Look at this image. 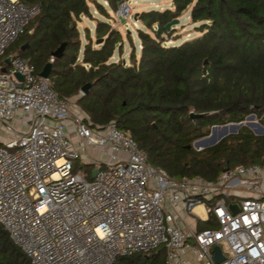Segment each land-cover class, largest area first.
Returning <instances> with one entry per match:
<instances>
[{
	"label": "built area",
	"instance_id": "2783aa9c",
	"mask_svg": "<svg viewBox=\"0 0 264 264\" xmlns=\"http://www.w3.org/2000/svg\"><path fill=\"white\" fill-rule=\"evenodd\" d=\"M39 11L0 0V223L31 263L115 264L164 248L166 264H264V165L227 168L214 182L173 178L116 125L90 126L29 60L15 56L2 72ZM131 11L125 0L117 18ZM197 206L215 228L188 223Z\"/></svg>",
	"mask_w": 264,
	"mask_h": 264
},
{
	"label": "trees",
	"instance_id": "16d2710c",
	"mask_svg": "<svg viewBox=\"0 0 264 264\" xmlns=\"http://www.w3.org/2000/svg\"><path fill=\"white\" fill-rule=\"evenodd\" d=\"M18 1L40 11L5 58L29 60L37 75L53 60L49 84L60 98L75 101L90 126L116 125L151 164L176 179L214 182L226 168L264 165V136L245 127L202 151L192 148L214 126L238 124L250 115L264 118V0H168L173 9L142 12L138 19L146 30L137 32L139 55L128 36L129 63L113 60L116 52L124 54L112 21L125 0ZM90 4L102 19L96 20ZM189 7L200 36L168 45L173 29L165 26ZM84 18L96 21V41L88 35L83 46L78 25ZM63 44L62 57L54 58ZM87 84L90 91L81 97ZM190 112L212 115L191 119ZM196 223L197 230L215 228L209 218ZM0 264H32L1 223ZM115 264H166V252L123 256Z\"/></svg>",
	"mask_w": 264,
	"mask_h": 264
},
{
	"label": "rangeland",
	"instance_id": "374dc122",
	"mask_svg": "<svg viewBox=\"0 0 264 264\" xmlns=\"http://www.w3.org/2000/svg\"><path fill=\"white\" fill-rule=\"evenodd\" d=\"M102 2V1H100ZM105 4V3H104ZM128 4L131 6V14L132 17L130 19H128L127 21L125 19H118L117 15L114 14V19L112 21L113 27L117 30L120 31L122 38L124 40V54L123 57L118 56L117 52L115 54L114 57H117L116 59L113 58V60L119 61L120 59L124 58L125 60H127L129 62V58H130V53H131V44L128 40V36L131 35L132 39H133V43L136 47L137 50V54L139 55L140 53V42L137 36V32L139 29H145L142 21H140L138 19L139 14H141L142 12H147L150 10H160V11H164L166 9H173V3L171 1L168 0H128ZM91 8H92V12L94 14V16H96V20L97 19H102V17L98 14V12L95 10L93 4H90ZM108 6V5H105ZM189 12H190V7L185 10L181 16H179L177 19L179 20V23L175 26H173V40L168 41L167 44L168 45H179L182 42L186 41V40H190L193 38H196L198 36H200V34L196 31V27L198 26L197 24H192L190 19H189ZM137 16V19L135 21V17ZM84 23L87 24L88 28H90L92 34H95V22L94 21H90L88 19H83ZM79 30L81 33V38L84 40L85 39V35H86V31L84 29V26L82 23H80L79 25ZM150 33L153 35V32L150 31ZM165 38L168 39V36L165 35ZM94 42L96 41L95 38H93ZM85 43H83L84 45ZM72 103V109L76 112H81L80 108L76 105L75 101H70ZM249 117V116H248ZM246 118L245 121L243 122L242 127H245L246 129H248L252 134H254L255 136H260L258 135L255 131L259 128L264 129V118L262 120H259L257 118H253V119H249ZM229 127V124L227 125ZM222 127L223 126H217V128L215 129V132L213 131V129L211 128L209 131V135L200 139V140H204L207 139L210 140L211 138L216 139L215 144H217L220 140H222L223 138H227L230 135V132H227L226 135L221 136L220 138V133L222 131ZM239 131V130H238ZM237 131V132H238ZM197 140V141H200ZM193 142L192 144V148L195 151H202L206 148H209L213 145H208V147H204V146H195V143L197 142ZM94 157L96 158H103L102 154L98 151H91L90 152ZM193 214L194 216L202 221L207 220L208 218V214L206 212V209L203 206H197L194 208L193 210Z\"/></svg>",
	"mask_w": 264,
	"mask_h": 264
},
{
	"label": "water",
	"instance_id": "95a60500",
	"mask_svg": "<svg viewBox=\"0 0 264 264\" xmlns=\"http://www.w3.org/2000/svg\"><path fill=\"white\" fill-rule=\"evenodd\" d=\"M136 19H137V16L135 17V20H136ZM178 23H179V20H178V19H174L173 21H171L170 23H168V24L165 26V30H166L167 32H170V31L173 29V26L177 25ZM157 31H158L159 34H162V33H163V30H162V28H161L160 26L157 27ZM101 41H102V40H99V41H98V44H100ZM26 47H27V45L24 46L23 50H24ZM65 47H66V44H63V45H62V46H61V47H60V48H59V49L53 54V57H54V58H61L62 55H63V53H64ZM12 59H13V56H9V57H7V58L5 59V61H4L5 66L3 67L2 72L5 73V72L7 71V67H9V66L11 65ZM124 63H125V61H124ZM52 69H53V63L50 62V63H48V64L44 67V69L42 70V72L39 74L40 78L45 79V80H49L50 75H51V72H52ZM16 77H17L20 81H23V80H24V77H23L21 74H19V73L16 74ZM91 86H92L91 84H87V85H85V86L82 88L81 92L83 93V96H85V95H87V94L89 93ZM83 96H82V97H83ZM189 115H190V118H191V119H197V118H204V117L210 116V115H212V113H200V114H194L193 112H190ZM248 118H249V119H253L254 116H253V115H250ZM242 125H243V122L238 123V124H229V127H230V134H236L237 131L242 127ZM216 128H217V126L212 127V129H213L214 132H215V129H216ZM227 129H228V126H227V125H223V127H222V131H221V133H220V135H219L220 138H221V136L227 134ZM255 132H256L258 135H260V136H264V129H262V128H259V127H258V129H257ZM215 142H216V139L211 138L210 140H208V138H207V139H204V140L197 141V142L195 143V146H197V147H198V146L208 147V145H213V144H215ZM223 171H227V168L224 169ZM96 173H97V172L94 171V176L96 175ZM231 210H232L233 213H236V212H237V209H236L234 206L231 207ZM212 251H213V253H214V260H215L216 262H220V261H222L223 258H222L221 254H220V250H219V248H218V247H214Z\"/></svg>",
	"mask_w": 264,
	"mask_h": 264
},
{
	"label": "crops",
	"instance_id": "0c3cea01",
	"mask_svg": "<svg viewBox=\"0 0 264 264\" xmlns=\"http://www.w3.org/2000/svg\"><path fill=\"white\" fill-rule=\"evenodd\" d=\"M95 18H96V16H94ZM84 19H88V18H84ZM88 20H90V21H94L95 23H96V21L95 20H91V19H88ZM84 21V20H83ZM82 21V24H83V26H84V29H85V31L87 32L86 33V37H85V39L86 40H84L83 41V39L81 38V40H82V44L83 43H85L86 44V42H87V36L88 35H90L92 38H96V24H95V34H92V32H91V30H90V28H88V26H87V24H85L84 22ZM84 44V45H85ZM83 45V46H84ZM119 56V55H118ZM121 56H119V58H120ZM123 57V56H122ZM117 57H114V59H116ZM122 60L123 61H125L126 63H129L127 60H125L124 58H122ZM197 219L195 218V220L194 219H189L188 220V223L192 226V227H195V228H197ZM189 264H200V263H198V262H196L195 260H193L192 258H190V261H189Z\"/></svg>",
	"mask_w": 264,
	"mask_h": 264
},
{
	"label": "bare ground",
	"instance_id": "6f19581e",
	"mask_svg": "<svg viewBox=\"0 0 264 264\" xmlns=\"http://www.w3.org/2000/svg\"><path fill=\"white\" fill-rule=\"evenodd\" d=\"M227 132H230V127H228Z\"/></svg>",
	"mask_w": 264,
	"mask_h": 264
}]
</instances>
